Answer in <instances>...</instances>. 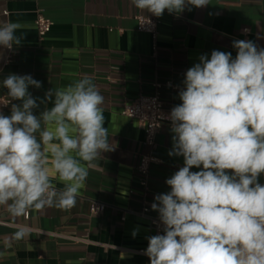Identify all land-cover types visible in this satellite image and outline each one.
I'll return each instance as SVG.
<instances>
[{"label": "clouds", "instance_id": "9594fccd", "mask_svg": "<svg viewBox=\"0 0 264 264\" xmlns=\"http://www.w3.org/2000/svg\"><path fill=\"white\" fill-rule=\"evenodd\" d=\"M131 3L159 18L210 0ZM23 27L0 23V46L19 45L23 36L16 32ZM232 46L235 57L213 50L187 69L181 103L167 116L168 155L183 157V166L166 179L170 191L151 204L163 234L147 237L150 264H264V48L242 39ZM0 85L10 101V114L0 110V208L13 218L74 208L90 170L113 150L105 97L89 76L43 98L29 91L42 87L31 75L12 73ZM40 105L46 107L36 114ZM29 236L30 228L21 226L0 239L10 247Z\"/></svg>", "mask_w": 264, "mask_h": 264}, {"label": "crops", "instance_id": "0c3cea01", "mask_svg": "<svg viewBox=\"0 0 264 264\" xmlns=\"http://www.w3.org/2000/svg\"><path fill=\"white\" fill-rule=\"evenodd\" d=\"M38 11L52 21L42 39L34 23ZM137 15L154 17L136 9L131 0H0V23L24 25L16 32L23 36L19 45L0 46V81L12 73L31 75L42 87L30 86L29 91L43 98L49 89L91 77L105 97V127L113 148L90 170L74 208L29 211L20 218L0 208V238L21 226L30 228L26 240L10 247L0 239V264H150L134 251L147 248V237L155 235L137 212L144 201L153 203L157 194L170 191L166 179L183 166V157L168 155L171 123H162L153 150L160 162L151 165L144 190L136 173L146 151L144 129L122 114L123 107L141 93L151 94L153 84L160 83L163 108L170 112L181 103L184 74L201 55L210 58L213 50H220L235 57L232 43L244 36L264 48V0H210L208 6L191 11H165L155 39L137 30ZM0 95L7 96L2 85ZM45 107L34 111L39 114ZM2 111L10 114V106ZM263 181L264 174L259 179ZM94 201L106 204L102 213L91 212ZM149 214L158 215L152 209ZM85 237L90 242L82 240Z\"/></svg>", "mask_w": 264, "mask_h": 264}, {"label": "built area", "instance_id": "2783aa9c", "mask_svg": "<svg viewBox=\"0 0 264 264\" xmlns=\"http://www.w3.org/2000/svg\"><path fill=\"white\" fill-rule=\"evenodd\" d=\"M136 20V28L138 31L149 33L153 37V39L156 38L158 34V26L160 23L158 17H145L142 15H137ZM34 23L39 39H42L47 34L52 25V21L49 18L45 17L41 11H38L36 13ZM241 31L244 35H247V33L249 32L247 28H243L241 29ZM242 40H247L246 36H244ZM167 84L169 85L170 83L168 82ZM153 86L154 90L151 94L141 93L137 95L134 99L126 103L122 110V114L126 115L127 117L136 119L144 129L143 146L146 148V151L140 155L138 164L136 166L138 182L144 190L147 188L148 175L151 165L160 162V159L153 153V150L156 147L157 134L159 133L162 123H171L167 119V116L170 112L166 111L163 108V103L161 100L160 89L162 85L160 83H154ZM9 102V97L0 95V110H3L10 106V104H8ZM151 204L152 203L150 202L144 201L137 213L138 215L146 218L149 221L150 227L155 235L163 234V225L159 221V216L149 214V211L151 210ZM105 207V203L94 201L91 206V212L102 213L105 210ZM121 219L124 220V216H122ZM82 240L90 242L87 237L83 238ZM145 250L146 248H140L134 251L142 256L147 257L144 254Z\"/></svg>", "mask_w": 264, "mask_h": 264}]
</instances>
